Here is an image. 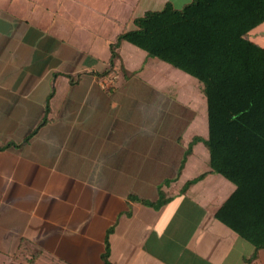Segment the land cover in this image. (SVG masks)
I'll return each mask as SVG.
<instances>
[{
    "label": "crops",
    "instance_id": "crops-1",
    "mask_svg": "<svg viewBox=\"0 0 264 264\" xmlns=\"http://www.w3.org/2000/svg\"><path fill=\"white\" fill-rule=\"evenodd\" d=\"M191 1L136 0L104 35L92 1L0 0V145L20 143L0 151V264H105L107 240L111 264H248L216 216L236 185L211 172L199 81L128 41L105 74L134 18Z\"/></svg>",
    "mask_w": 264,
    "mask_h": 264
},
{
    "label": "trees",
    "instance_id": "trees-1",
    "mask_svg": "<svg viewBox=\"0 0 264 264\" xmlns=\"http://www.w3.org/2000/svg\"><path fill=\"white\" fill-rule=\"evenodd\" d=\"M134 28L116 36L111 43L112 72L119 48L128 41L195 77L208 102L211 172L220 173L236 190L216 216L255 247L246 259L250 264L264 249V46L249 34L264 23V0H192L182 9L167 2L160 10H149L133 20ZM49 99L36 134L47 121ZM201 137H196L192 146ZM17 143L0 145V151ZM203 173L190 181L205 177ZM167 202L161 194V207ZM103 254L111 264L109 241Z\"/></svg>",
    "mask_w": 264,
    "mask_h": 264
},
{
    "label": "rangeland",
    "instance_id": "rangeland-1",
    "mask_svg": "<svg viewBox=\"0 0 264 264\" xmlns=\"http://www.w3.org/2000/svg\"><path fill=\"white\" fill-rule=\"evenodd\" d=\"M91 1L93 3L98 4L100 13L106 14V16H104V27L102 32L104 33V35L105 32L109 34L108 31L112 28L114 30L113 34L120 32V29L124 27L126 20L130 16V13L132 12L131 11L132 5L136 3V0H91ZM91 1L85 0V2L92 4ZM66 5H69V2ZM136 16H137V12L134 17ZM132 18L133 15L130 19L132 20ZM112 21H114L115 23L112 24ZM130 23H131V27L134 28L135 25L133 21H131ZM260 30H262L263 32L259 33L257 37L254 36V38L256 37V40L258 39L262 41V43L264 44V26H262Z\"/></svg>",
    "mask_w": 264,
    "mask_h": 264
},
{
    "label": "built area",
    "instance_id": "built-area-1",
    "mask_svg": "<svg viewBox=\"0 0 264 264\" xmlns=\"http://www.w3.org/2000/svg\"><path fill=\"white\" fill-rule=\"evenodd\" d=\"M113 79L109 80V84L112 83Z\"/></svg>",
    "mask_w": 264,
    "mask_h": 264
}]
</instances>
